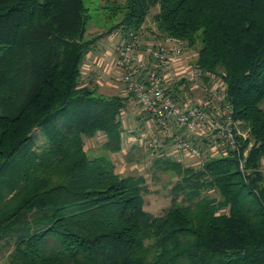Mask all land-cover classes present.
I'll use <instances>...</instances> for the list:
<instances>
[{"label": "trees", "instance_id": "trees-1", "mask_svg": "<svg viewBox=\"0 0 264 264\" xmlns=\"http://www.w3.org/2000/svg\"><path fill=\"white\" fill-rule=\"evenodd\" d=\"M111 2L90 9L86 0H0L5 264H264V0ZM155 8L156 39L196 50L199 80L221 84L235 124L233 146L198 166L167 156L158 142L147 148L153 170L176 179L157 217L143 209V178L120 175L110 159L123 153L126 134L138 139L152 120L130 94L106 97L81 82L101 38H87L90 18L109 22L106 35L137 34ZM131 110L136 135L123 122ZM98 135L103 152L92 156L85 143Z\"/></svg>", "mask_w": 264, "mask_h": 264}, {"label": "rangeland", "instance_id": "rangeland-1", "mask_svg": "<svg viewBox=\"0 0 264 264\" xmlns=\"http://www.w3.org/2000/svg\"><path fill=\"white\" fill-rule=\"evenodd\" d=\"M90 1H94L93 5L90 4ZM106 0H86V6L88 8L97 9L102 7L103 5H108L105 3ZM114 1L117 5H121L124 0H110ZM112 2L110 4H112ZM157 9H151L149 14L145 20V23L141 27V30L137 34L124 33L121 29L113 31L111 34L106 35V30L108 29L109 22L103 21L99 19L102 16H97L90 18V26H88L87 33L91 39L101 35V38L95 44V48L90 51L84 58L83 64L81 66V75L83 80L81 82L85 85L91 84V88L96 86L97 83V92L103 96L111 97V96H121L124 95L125 87L123 82L121 81L120 71L118 69V61L121 53L122 45L127 41L129 35H133L136 37L138 53L140 51H144L148 48L155 47L157 43L160 41L156 39L157 35L155 33V29L153 28V17L157 14ZM92 15V14H91ZM117 21V20H116ZM105 22L108 27L105 26ZM111 22V21H110ZM115 23V20H114ZM107 28V29H106ZM143 47V49H142ZM198 47V44L196 48ZM105 49V50H104ZM103 50L104 53L100 56V52ZM197 58V52L194 49H188L184 55L183 62L181 63H173L171 64L169 78L178 80L185 79L186 71L190 70V66L195 63ZM99 61V62H98ZM108 74H106V73ZM83 73H86V77L83 76ZM113 82L112 89H105L103 85L107 82ZM88 82V83H87ZM190 83V82H188ZM200 84V83H199ZM176 84L168 82V89L171 90L170 94L173 96L175 100L178 99L179 102H188L191 105L198 106H207L210 102V97L203 92L200 88L190 87L185 88L181 97L178 98V94L175 92L179 88V86L175 87V90L172 89V86ZM204 86V85H203ZM208 88V86H204ZM212 87V86H210ZM184 88V87H183ZM186 92L183 96L182 94ZM135 107H137L135 105ZM262 108H264V103L262 104ZM138 111L140 109L137 107ZM211 116L212 113H208ZM129 133L136 135V131L139 129H135V125L132 123L130 118L127 116L123 121ZM208 128V127H207ZM205 128V129H207ZM173 132H177L179 128H173ZM145 133L142 134L141 131L137 132V138H126L130 136L126 134L123 137L124 142V150L123 153L118 155H110L111 161L114 163L115 170L122 176H131L135 178H143L145 193L143 194V209L146 213L152 216H161L165 210L172 203V193L171 188L173 187L176 179L172 176L168 175L164 172H155L152 168V161L154 156L151 155L150 152L147 151V148L152 147V141L156 140L161 148H163L166 152L167 156L174 155V158L180 160L183 165H195L198 166L200 161L205 160V156L215 157L218 155L217 149H222V146L218 144H214L216 138L214 135H210V137H206L204 135V130L200 129L195 131L194 133L183 132L179 133L187 139L188 142L193 144L195 147L200 149L201 157L199 159L192 158L187 154L180 152L172 143L168 142L158 130L155 129H146ZM150 132V133H149ZM131 134V135H133ZM150 134L149 138H145L146 135ZM134 135V136H135ZM143 135V136H142ZM136 137V136H135ZM34 138L38 145L42 143L41 133L39 131L34 132ZM126 139H128L126 141ZM143 139L142 145L140 146L139 141ZM103 138L98 135L90 140H86L85 150L90 152L92 156L101 154L102 151V143ZM157 143V144H158ZM135 144H139V147H136ZM162 149V150H163ZM177 152L178 154L174 153ZM173 154V155H171ZM215 198V196L213 197ZM177 201L179 200L176 199ZM6 256L0 250V264H5Z\"/></svg>", "mask_w": 264, "mask_h": 264}, {"label": "built area", "instance_id": "built-area-1", "mask_svg": "<svg viewBox=\"0 0 264 264\" xmlns=\"http://www.w3.org/2000/svg\"><path fill=\"white\" fill-rule=\"evenodd\" d=\"M135 39L136 37L129 35L123 43L117 65L126 94H130L140 111L152 120V128L158 130L180 152L195 159L201 157V152L180 131L194 133L203 129L207 137L215 136L219 146L232 147L235 124L231 107L225 103L221 84L204 87L192 65L189 80H184L192 83L193 88L197 87L205 92L210 97V102L207 106L200 107L175 100L166 92L168 82L175 84L177 81L169 78L171 64L173 60L183 58L188 49L182 43L166 39L152 47L148 51L150 57L144 59L138 55ZM208 113H212L211 116ZM173 128L179 129L173 132ZM152 142L154 144L157 141Z\"/></svg>", "mask_w": 264, "mask_h": 264}, {"label": "crops", "instance_id": "crops-1", "mask_svg": "<svg viewBox=\"0 0 264 264\" xmlns=\"http://www.w3.org/2000/svg\"><path fill=\"white\" fill-rule=\"evenodd\" d=\"M142 49H143V47H142ZM105 50V49H104ZM150 50V48L148 49H146L145 50V52L144 51H140L139 53H138V55L141 57V58H144V59H146V58H149L150 57V53L148 52ZM102 53H104L103 52V50L99 53L100 54V56L102 55ZM99 62V61H98ZM181 62H183V59L182 58H178V59H175V60H173V63H181ZM106 73V72H105ZM106 74H108V73H106ZM83 76L84 77H86V73H83ZM189 77H190V70H187L186 71V76H185V79H187V80H189ZM84 78H82V80H83ZM88 83V82H87ZM95 85H96V87H97V83H95ZM114 86H113V82H107V83H105L104 85H103V88H105V89H112ZM98 88V87H97ZM177 88V87H176ZM181 89H182V91L184 90V88L183 87H180ZM175 90V89H174ZM175 92L178 94V96H179V94H180V91H179V89H177V90H175ZM182 93V92H181ZM124 96H126V92H124V95H122V97H124ZM180 96H181V94H180ZM134 113H135V110H131V112L128 114V117L131 119V117L133 118L134 117ZM149 129V128H148ZM150 130V129H149ZM206 136V135H205ZM207 137V136H206ZM210 137V136H209Z\"/></svg>", "mask_w": 264, "mask_h": 264}]
</instances>
